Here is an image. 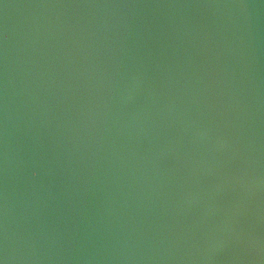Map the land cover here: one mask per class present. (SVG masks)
I'll return each instance as SVG.
<instances>
[{
	"label": "water",
	"instance_id": "95a60500",
	"mask_svg": "<svg viewBox=\"0 0 264 264\" xmlns=\"http://www.w3.org/2000/svg\"><path fill=\"white\" fill-rule=\"evenodd\" d=\"M0 264H264V0H0Z\"/></svg>",
	"mask_w": 264,
	"mask_h": 264
}]
</instances>
